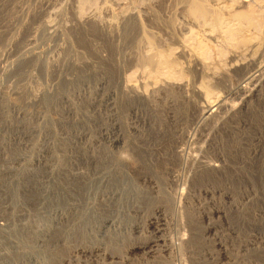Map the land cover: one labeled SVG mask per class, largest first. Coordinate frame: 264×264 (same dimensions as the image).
Listing matches in <instances>:
<instances>
[{"label":"rangeland","instance_id":"1","mask_svg":"<svg viewBox=\"0 0 264 264\" xmlns=\"http://www.w3.org/2000/svg\"><path fill=\"white\" fill-rule=\"evenodd\" d=\"M100 1L0 0V104L14 103L21 114L19 120L12 114L5 121L0 119V229L3 231L0 250L6 249L8 255H22L25 264H264V83H257L261 84V94L249 102L247 109L229 116L231 120L227 118L220 128L215 127L214 122L197 123L192 118L191 107H186L188 112L181 115L186 110L169 102L179 97L177 94L162 95L156 101L160 108L158 117L166 126L148 125V121L142 120L148 119L147 107L139 106L136 110L129 107L127 98L118 92L116 82L121 78L129 83L146 81L153 75L157 82L151 77L152 82L145 83L159 86L160 80L169 79L170 73L159 70V74H151L152 68L143 66L142 70L141 64L132 62L127 31L116 15L112 16V21L111 17L101 14L103 21L111 19L117 24L111 36L117 44L114 49L112 42L94 26L88 25L83 30L63 29L71 25V5L80 7L77 12L84 17L100 13L103 0ZM113 1L121 2L122 12H125L140 8V5L143 7L149 0ZM170 1L173 4L174 0H165L162 7H156L158 16L163 20L172 15L179 24L172 33L185 37L184 18L179 12L174 13ZM261 2L258 3L263 4L259 5L260 11L252 7L258 21L255 24L254 20L252 27L259 25L257 32L264 34L263 18L260 19L264 17V1ZM46 23L56 27L49 35L43 29ZM143 24L155 43L159 39L163 41L164 47L158 42L155 44L158 48L177 52L172 49L177 48L175 41L165 30L146 21ZM253 28L244 29L247 34L255 32L256 37H260ZM246 31L222 38L225 42L222 39L223 42L214 41L218 46L208 43L209 50L205 52V48L203 52L207 55H203L204 61L216 69L211 66L209 73L200 74L180 57L177 62L184 67L183 73L179 77L177 73L171 74V80L175 77L180 78L175 79L177 82L184 80L188 93L192 86L204 84L211 94L215 93L212 97L220 94L228 105L239 103V96L225 94L224 85L235 87L241 82L242 71L229 72L226 77L229 79L225 78L224 82L211 79V75L235 63H246L250 57L248 46H242L248 44ZM226 38H233L236 43L228 40L232 43L228 44ZM186 40L191 39L186 36ZM220 43H227L223 44L226 49ZM92 45L110 61L97 65ZM87 60L98 67H81V62ZM258 60L262 62L264 55L258 56ZM76 65L80 67L77 69ZM259 73H264V67ZM147 74L149 77L145 79ZM134 111L140 119L134 118ZM170 117L181 118L177 133L172 131ZM112 127H120L127 135L124 148L110 145L106 138L99 140V131L104 128L110 131ZM158 128L166 135L162 140L151 141L150 146L156 144L157 152L146 154L138 148H145V143L139 140L154 138L153 132ZM81 133L91 140H99L93 143L94 149L90 144L85 149L74 144ZM22 135L26 137L18 140ZM109 155L116 158V163L109 160ZM191 156H197L199 163H191ZM204 164L224 168L210 172L203 168ZM143 178H148L150 185L143 184ZM83 182H90L87 195ZM35 184L38 190L46 192L41 198L34 192ZM60 187L63 189L56 191ZM85 196L88 198L87 213L82 210L78 215ZM101 199L107 201V207L100 204ZM126 202L133 204L134 209H129ZM67 204L79 211L71 210ZM60 210L65 215L60 218L63 220L57 219L55 214ZM110 213L114 230L110 229L109 237L98 236L94 240V228ZM129 218L138 224L137 231L129 228ZM54 231L61 232L53 237ZM41 240L49 242L47 248L40 246ZM144 245L149 248L143 249ZM9 261L6 264L12 262Z\"/></svg>","mask_w":264,"mask_h":264},{"label":"bare ground","instance_id":"2","mask_svg":"<svg viewBox=\"0 0 264 264\" xmlns=\"http://www.w3.org/2000/svg\"><path fill=\"white\" fill-rule=\"evenodd\" d=\"M75 1V0H74ZM95 1V0H94ZM102 1V0H101ZM100 1V2H101ZM120 1V0H119ZM136 1V0H135ZM148 1V0H147ZM261 1H264V0H174L173 1V4L174 6H172L171 8H173L175 10L174 13L176 12H179L182 19L184 18V21L186 23V26L184 27L185 29V37L183 35H180L182 37H177L175 36L172 31L174 29V27H176V25H179V24H176V20L172 17V15L170 16H167L165 17V19L162 20L161 16L159 17L158 16V13L156 11V7H162V4H164L165 0H158L156 2H150V0L148 1L147 4H145L143 7H141L142 5H140V8H137L135 9L136 5L134 6L135 8L134 9H129L125 12H122V5H121V2H117V1H113V0H103L101 3H103V6H99L101 8V11L98 9V11H100V13H93L92 15H86L84 17H80L79 14L80 12H77V10L80 8H76L75 6L71 5V11H72V22H71V25H66V27H64L63 29H85V27H87L88 25L90 26H94L96 28V30L99 31V33L106 39H108L110 41V43L112 42V49L115 48V45H117L116 43H114V41L112 40V33L114 32V30L116 29V22H112L113 21V15H116L117 16V19L119 20V24L122 26V28L124 30L127 31V39L129 40V44L131 45L130 48L132 49V53L133 54H130V56H132L133 60L132 62H135V64H141V68L144 66H147V67H150L152 68V70L154 71H148L149 73H153V72H157L158 74L160 72H158L159 70H164L165 72H167L169 74V79H163L162 81L160 80V82H158L157 84L160 85L156 86L153 84V83H145L147 82V80L151 81V77L153 75H151L150 79H146L148 78L149 74H147V77H145L146 81L143 79V81H135V82H127L125 80H123L121 78V80H119L118 82H116L118 84V92H120L125 98H127V102L129 103V107L131 106V108L133 110H136L137 107H144L145 106L147 107V109L145 108L147 114L146 116L148 115V119L145 120V119H142L144 120L143 122L146 123L147 121V124L148 125H152L153 123H158L160 125H158L159 127L162 126H166L158 117V105L156 104V101L163 95V96H166V95H172V94H177L179 97H177L176 99L173 98V99H169V102L171 103L170 105H174V106H177L179 108H182L183 110L185 109L186 112H181L183 114L187 113L188 110L186 107H191V109H193L191 112L193 114L194 117V120H196L197 123L199 124H203V123H206L207 122H211L213 123L214 122V126L215 127H222L225 125V122L227 120V118L229 119V116L231 115H234V113L238 112V111H242V110H245L247 109V106L249 104V102L251 101L252 102V99L255 98L259 92H261V84L264 83V73L261 75L259 72L262 70V67H264V65L262 64V61L261 60L259 61L258 60V56H262L264 55V36L263 38L261 37V34L260 32H257L259 28V25L258 26H255L254 28L252 26H254L255 24H257L258 21H256L257 19L255 18V11H254V7H257L258 10L260 8V4L262 3ZM109 2V4L107 3ZM123 2V1H122ZM137 2V1H136ZM150 2V3H149ZM261 2L259 5L258 3ZM133 3V2H132ZM264 3V2H263ZM108 4V5H107ZM126 4V3H125ZM141 4V2H140ZM99 5V4H98ZM132 5V4H131ZM169 5V4H168ZM252 5V6H251ZM263 5V4H261ZM242 6H247L246 9L244 10H240V8ZM166 7V5H165ZM251 7V8H250ZM253 7V8H252ZM125 10H126V6L124 7ZM130 8V7H129ZM133 8V6H132ZM96 9V10H97ZM115 9H119V11L117 12ZM168 9V8H167ZM172 9V11H174ZM83 10V9H82ZM95 10V12H96ZM256 10V8H255ZM257 10V11H258ZM259 10V11H260ZM263 10V9H262ZM116 11V12H114ZM257 11H256V15H257ZM79 13V14H78ZM101 14H104L106 17H111L112 21L108 20H105L103 21L102 20V17H101ZM260 13H258V16H259ZM263 14V13H262ZM261 14V15H262ZM166 16V15H165ZM257 17V16H256ZM263 18L264 20V17L260 16V19ZM259 19V20H260ZM256 22H255V21ZM262 20V19H261ZM260 20V21H261ZM263 20H262V25H264L263 23ZM143 21H146L147 23L149 24H153L154 26L156 27H159L163 30H165L166 33H168L169 37L171 38L172 41H175L174 44L177 45V48H172V49H176L177 52H171V50L169 49H163V47L165 46L163 41L161 39H159L160 41L157 40V42L163 46L162 49L158 48L155 44V40H154V37L153 36H150L145 28H144V24H143ZM259 21V23H260ZM46 22V21H45ZM255 22V24H254ZM184 23V22H182ZM258 23V24H259ZM119 25V26H120ZM181 25V23H180ZM184 25V24H183ZM182 25V27H183ZM43 29H44V32L46 34H51L52 32H54V30L56 29V27L54 28V26L50 25V24H45L43 25ZM93 27V28H94ZM245 27L249 28L250 30L253 28V30L255 31L256 30V33L257 35H260L256 37L255 35V32L254 33H248V31H246L247 29H244ZM257 27V28H256ZM178 28V27H177ZM195 28V30L193 29ZM264 28V27H263ZM262 28V29H263ZM118 29V28H117ZM244 29V31H243ZM168 30H170L168 32ZM57 31V30H56ZM125 31V32H126ZM183 31V30H182ZM238 31V32H237ZM243 31V32H241ZM245 33V35L247 34L246 38H247V41L248 44H244L242 46H248V49L250 51V57L249 59L246 61V63H242L243 65H239L238 63H235L234 65L235 66H229L226 67L228 69H225V71L221 72L217 75H214L212 74L211 72V79L215 80V81H221V82H224V79L227 77L228 73L229 72H236V71H242V73L244 74L243 77L241 78V82L238 83L235 87L228 85L225 83V87H224V91H225V94H230V95H235V96H239L240 97V101L238 100L239 103L236 104H232V105H228L227 102H225L226 100H224L225 98L222 96V95H215L214 97H212L213 95L212 94H215V93H212L210 92L209 90V87L208 86H205L204 84L200 85V86H192L191 88H189V93L186 91L188 88H186V83H183L181 82H177V80L175 81V79H180V78H176L174 80H171L170 78V75L172 74H178V77L179 75H181L183 73V70H184V67L182 66V64L180 65L178 62H177V59L178 58H184L186 59V61H188V65H190L191 69L197 71V73L199 72L200 74H203V73H206L210 70V66L209 67V64L207 65L206 62L204 61V56L205 55L203 54L204 52V49L206 48V46H209L210 43L216 41L218 42L219 41H222L225 37H232L234 36L235 34L237 35L238 33ZM184 32V31H183ZM182 32V33H183ZM252 32V31H251ZM264 32V30H263ZM164 33V32H163ZM260 33V34H259ZM153 35V33H151ZM167 35V34H166ZM239 35V34H238ZM244 35V34H243ZM264 35V34H262ZM186 36H188L191 40H193V42H191V40H186ZM158 37V36H157ZM235 37V36H234ZM117 38V37H116ZM160 38V37H159ZM162 38V37H161ZM223 38V39H222ZM241 38V36H240ZM126 39V40H127ZM222 39V40H220ZM227 39V43H228V40H232L233 41V38L230 39V38H226ZM238 41L240 40L239 37L237 36ZM116 40V39H115ZM118 40V39H117ZM243 40H245L243 38ZM243 40L241 41L243 43ZM106 41V40H105ZM224 41V40H223ZM222 41V42H223ZM235 41V40H234ZM232 42V43H236L235 42ZM119 42V41H117ZM191 42V43H190ZM225 42V41H224ZM239 42V43H241ZM244 42V43H246ZM92 43V42H91ZM122 43V42H121ZM209 43V44H208ZM215 43V42H214ZM225 44V43H220L221 46L224 44V45H228V44ZM231 43V44H232ZM241 43V44H242ZM168 44V43H167ZM166 44V45H167ZM216 44V43H215ZM219 44V46H220ZM230 44V45H231ZM233 44V45H234ZM126 45V44H125ZM211 45V44H210ZM217 45V44H216ZM223 45V47H224ZM229 45V46H230ZM231 46L232 49L234 48V46ZM238 45V44H237ZM129 46V45H128ZM160 46V47H161ZM169 46V45H168ZM218 46V45H217ZM239 46V45H238ZM93 48V53H95V58H96V61H97V65L100 64V63H103V62H109L110 59L107 58L106 56H103V54L99 51H97V49L94 47V45L91 46ZM222 47V48H223ZM244 47V48H245ZM108 48V47H107ZM129 48V49H130ZM169 48V47H168ZM171 48V47H170ZM212 48V47H211ZM220 48V47H219ZM225 48V47H224ZM247 48V47H246ZM131 49H130V53H131ZM141 49V51H140ZM226 49V48H225ZM232 49L230 51H232ZM240 49V48H239ZM173 50V51H174ZM207 52V50L209 49H205ZM227 50H228V46H227ZM234 50V49H233ZM235 51V50H234ZM233 51V52H234ZM112 52V51H111ZM129 52V50H128ZM126 53V52H125ZM116 54V52H115ZM129 56V53H127ZM218 54V53H217ZM231 54L230 52L228 53V55ZM245 54H247L245 52ZM112 57L113 54H111ZM204 55V56H203ZM235 55V54H233ZM237 55V54H236ZM207 56V55H206ZM240 56V55H239ZM220 57V56H219ZM129 58V57H128ZM131 58V59H132ZM207 58V57H206ZM231 58V57H230ZM235 58V57H234ZM248 58V57H247ZM257 58V59H256ZM208 59V58H207ZM261 59V58H260ZM232 60V59H231ZM116 61V60H115ZM128 61V60H127ZM221 61V60H220ZM219 61V62H220ZM233 61V60H232ZM245 61H242V62H245ZM93 64H94V61H92ZM131 62V61H130ZM239 63H241L240 61H238ZM76 62H73V66H75ZM117 63V62H116ZM208 63V62H207ZM82 66L81 67H85L87 69V66L92 68V69H96V65L93 66L91 64L90 61H82L81 62ZM114 64V63H113ZM119 63H117L118 65ZM238 64V65H236ZM72 65V64H71ZM214 65V64H213ZM221 65V64H220ZM231 65V63H230ZM233 65V64H232ZM77 69L80 67H78V65H76ZM216 66V64H215ZM227 66V65H226ZM214 67V66H212ZM215 68V67H214ZM222 68V67H221ZM74 69V67H73ZM114 69V68H113ZM216 69V68H215ZM223 69V68H222ZM116 70V69H115ZM139 70V69H138ZM143 70V68H142ZM150 70V69H148ZM213 70V68H212ZM217 70H221V69H218ZM216 70V71H217ZM106 71V70H105ZM119 71V70H118ZM146 71V70H145ZM252 71V72H250ZM163 72V73H165ZM215 72V71H214ZM213 72V73H214ZM75 73V72H74ZM105 73V72H104ZM139 73V72H138ZM141 73V72H140ZM151 73V74H152ZM155 73V74H157ZM209 73V72H208ZM207 73V74H208ZM257 73H259L261 76L258 77L257 76ZM98 74V72H97ZM100 74V73H99ZM118 74V73H117ZM120 74V73H119ZM124 74V73H123ZM146 74V73H145ZM206 74V75H207ZM258 74V75H259ZM88 75V74H87ZM109 75V74H108ZM162 75V74H161ZM159 75V76H161ZM167 75V74H165ZM171 75V76H172ZM241 75V74H240ZM158 76V75H157ZM158 76V77H159ZM135 77V76H134ZM162 77V76H161ZM207 77V76H206ZM130 78V77H129ZM144 78V76H143ZM154 77H152V80H153ZM162 78H165L162 77ZM210 78V77H209ZM125 79V78H124ZM127 79V78H126ZM140 79V78H139ZM157 79V78H156ZM159 79V78H158ZM210 79V80H211ZM226 79H229V78H226ZM107 80V78H106ZM123 80V81H122ZM136 80V79H135ZM212 80V81H213ZM70 81V80H69ZM102 83L101 84H104L105 81L104 79H101ZM129 81V80H128ZM133 81V80H131ZM154 81V80H153ZM209 80L207 79V82ZM227 81V80H225ZM152 82V81H151ZM157 82V81H156ZM154 81V83H156ZM203 82V81H202ZM201 82V83H202ZM200 83V84H201ZM213 83V82H212ZM211 83V84H212ZM257 83H261L260 85L257 84ZM215 84V83H214ZM213 84V85H214ZM220 84V83H219ZM210 85V84H208ZM263 87V86H262ZM223 92V91H222ZM261 94V93H260ZM259 94V95H260ZM2 95H6L5 92H2ZM114 97V96H113ZM227 97V96H226ZM213 98V99H212ZM165 99V98H164ZM65 100H68V99H65ZM260 100V99H259ZM64 101V100H62ZM167 102V100H166ZM258 102V101H257ZM67 103H69L67 101ZM158 103V102H157ZM110 104V103H109ZM161 104V103H160ZM163 105V104H162ZM250 105V104H249ZM169 106V105H168ZM68 107V106H67ZM161 107V106H160ZM71 107V104H69V111H71L72 109ZM135 108V109H134ZM169 108V107H168ZM178 108V109H179ZM249 108V107H248ZM172 109H175V108H172ZM163 110V109H162ZM170 110V109H169ZM168 110V111H169ZM181 110V109H180ZM190 110V109H189ZM67 111V110H66ZM137 112V111H136ZM170 112V111H169ZM10 114L13 115V118L15 120H19L21 114H20V109L17 108V106L12 103V104H4L3 102L0 104V119L2 121H5L6 118L8 116H10ZM71 114V113H70ZM137 113H133V116L135 119H138L139 117H137L136 115ZM143 114V113H142ZM169 114V113H168ZM171 114V112H170ZM191 114V115H192ZM220 114H222L221 117ZM167 115V114H166ZM171 116V115H170ZM228 116V117H227ZM141 117V116H140ZM167 117V116H166ZM179 117L180 116V112H179ZM226 117V118H225ZM4 118V119H3ZM171 118V117H170ZM74 119V118H73ZM140 119V118H139ZM181 118H176V117H173V119L171 118L170 120L173 122V124L171 125V128H172V131L175 133L177 130H178V126L180 125L179 124V121H180ZM186 119L184 118V121ZM231 120V118L229 119ZM169 121V120H168ZM170 121V122H171ZM142 122V121H141ZM183 122V121H181ZM170 123H168L169 125ZM183 124V123H182ZM205 124V125H206ZM155 126V124H153ZM167 125V126H168ZM198 125V124H197ZM204 125V124H203ZM152 127V126H150ZM157 127V126H156ZM169 127V126H168ZM180 127V126H179ZM192 127V126H191ZM227 127V126H226ZM117 128V127H115ZM119 128V129H118ZM117 129H114L112 127V129L114 130H110V131H107V129H102L99 131V140H102L103 138H106L109 142L110 145H117L115 147H122L124 148V145L126 142H128L127 140V135H125V133L121 130L120 127H118ZM153 128V127H152ZM155 128V127H154ZM171 128H168V129H171ZM162 128H158L157 129V132H153V135H154V138L152 139H148V140H145V141H140L139 139V142H144L145 143V148H141V147H138L139 149L143 150V152H145L146 154L149 153L151 155V153L153 152H157L159 149L158 147H152L150 146L151 144H153L155 141L157 142L158 140H162L164 137H165V132H163L161 130ZM165 129V128H164ZM180 129V128H179ZM225 129V128H224ZM168 131V130H167ZM178 132V131H177ZM176 132V133H177ZM91 135V134H90ZM211 135V134H210ZM76 136V135H75ZM26 136L25 135H22L20 138H18V140H23V138H25ZM153 137V136H151ZM175 138V137H174ZM17 140V142H19ZM75 143L76 145H79L81 147L79 148H84L90 144L91 147L93 145V143L96 144V142H98L99 140H91L87 134L85 133H81L79 135H77V137L75 138ZM104 140V139H103ZM133 141V140H132ZM151 141L153 143H151ZM107 142V141H106ZM134 143H137L136 141H133ZM138 142V143H139ZM72 145V144H71ZM74 146V145H73ZM84 146V147H82ZM138 146V145H137ZM89 147V146H88ZM87 147V148H88ZM92 147V148H93ZM137 148V147H136ZM89 149V148H88ZM87 149V150H88ZM94 149V148H93ZM92 149V150H93ZM121 149V148H120ZM109 151V150H108ZM176 151V150H175ZM107 153L106 156H108V152H105ZM104 153V154H105ZM177 153V152H176ZM179 153V152H178ZM148 154V155H149ZM149 155V156H150ZM179 155V154H178ZM19 156V155H18ZM110 156V155H109ZM157 156V155H156ZM111 157V156H110ZM108 157L109 160H111V162H113L116 158L114 157ZM113 158V159H112ZM156 158V157H155ZM161 159V158H160ZM192 159V162L195 161V162H198V158L197 156H191ZM107 160V159H106ZM38 162V161H37ZM115 162V161H114ZM194 162V163H195ZM17 163H20V161H18ZM116 163V162H115ZM199 163V162H198ZM20 166H23L21 165V163L19 164ZM113 165V164H112ZM200 165V164H199ZM25 168L22 167V169ZM203 168L206 170V171H210V172H218L220 171L222 168V166L220 165H214V164H204L203 165ZM24 173V172H23ZM114 173V172H113ZM20 174V173H19ZM16 176H18L16 174ZM124 178V177H123ZM151 178V177H149ZM126 179V178H125ZM128 179V178H127ZM148 178H143V184H149L150 185V181H147ZM90 181V180H89ZM88 182V181H87ZM84 183V192H85V195H87V192L88 190L91 188V186L89 185L88 183ZM107 182V181H106ZM121 183V181H120ZM128 183V182H126ZM131 183V182H130ZM59 184V183H58ZM36 188H35V191L36 192V196L38 198H41L43 196L44 193H46L44 190H38V187L37 185L38 184H35ZM123 185V183H122ZM153 185V183H152ZM55 186V185H54ZM56 187V186H55ZM125 187V186H124ZM34 189V188H33ZM63 188L60 187V188H56V191L59 190L61 191ZM66 189V188H65ZM98 189L97 188V191L98 192ZM127 189V188H126ZM125 189V190H126ZM119 190V189H118ZM136 191V190H135ZM32 192V191H31ZM122 192V191H120ZM207 192V191H205ZM58 193V192H56ZM139 193V192H138ZM105 195V194H104ZM131 195V194H130ZM57 197V196H55ZM134 197V196H133ZM131 197V198H133ZM84 198V205L83 207L80 209V211L78 209L75 208V206H71L69 204H67L71 210H74L76 212L79 211V214L80 215V212L83 210L84 212L87 213L86 209L88 208V198L87 196L83 197ZM103 198V197H102ZM107 198V197H106ZM95 199V197H94ZM115 199V198H114ZM118 199V198H117ZM116 199V200H117ZM103 200V199H101ZM112 201V198L110 199ZM129 201H132V202H137V201H133V199L129 200ZM98 202V201H97ZM101 202V201H100ZM128 202V201H127ZM126 202V203H127ZM107 203V201L103 200L100 204L102 206H105L107 207L108 205H105ZM119 203V202H118ZM121 203V202H120ZM129 203V202H128ZM127 203V204H128ZM139 203V202H138ZM148 203V202H147ZM113 204V203H111ZM115 204V203H114ZM91 205H95V203H92ZM118 205V204H117ZM136 205V204H135ZM56 206V205H55ZM134 205L133 204H128V208L129 209H134ZM122 207L120 206V209ZM119 209V208H118ZM58 210V209H57ZM88 210V209H87ZM117 210V208H116ZM115 210V211H116ZM68 211V210H67ZM128 211H133V210H128ZM69 212V211H68ZM118 212V211H117ZM107 213V212H106ZM109 213V212H108ZM139 213V212H138ZM216 213V212H215ZM55 214H57V219L59 218H62L64 217V212L60 210L55 212ZM82 214V213H81ZM51 215V214H50ZM87 215V214H86ZM102 216V214H101ZM115 216V215H114ZM128 216V215H127ZM136 216V215H135ZM56 217V215H55ZM82 217V216H80ZM84 217V216H83ZM100 217V216H99ZM116 218V217H115ZM131 219V218H129ZM60 220H63V219H60ZM113 216L110 214H105V216L101 219L100 221V218H99V224H97V226L94 228V234H93V239L95 238L97 240V237H105L108 235V237L110 236L109 234H111V230L110 229H113L111 228L113 225ZM58 221V220H57ZM131 224H130V229H138L139 226L138 224L136 223L135 220H133V218L130 220ZM60 223V221H59ZM164 226V225H163ZM96 229V230H95ZM119 229V228H118ZM114 230V229H113ZM137 231V230H136ZM160 231V230H159ZM162 231V229H161ZM2 230L0 229V236L2 235ZM61 231H57L53 233V237L60 234ZM7 233V232H6ZM114 233V231H113ZM8 234V233H7ZM118 234V233H117ZM111 238V237H110ZM94 239V240H95ZM107 239V238H106ZM109 239V238H108ZM44 240V239H43ZM41 240V244L40 246H43V248H47L48 247V243H46V241H43ZM46 240V239H45ZM53 241V240H52ZM99 241V240H98ZM104 241V240H103ZM40 242V241H39ZM166 242V241H165ZM105 243V242H104ZM164 243V242H163ZM51 245V244H50ZM42 248V249H43ZM143 249H147L149 248V245H144L142 247ZM98 249V248H97ZM96 249V250H97ZM142 249V251H143ZM45 250V249H44ZM47 250V249H46ZM45 250V251H46ZM141 250V249H140ZM150 250V249H149ZM48 251V250H47ZM6 260V261H5ZM12 262H10V261ZM8 261L10 262V264H25V262H22L24 261L22 259V255L20 254H15V255H8V251H6V249H1L0 250V264H6L8 263Z\"/></svg>","mask_w":264,"mask_h":264}]
</instances>
